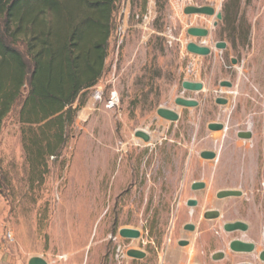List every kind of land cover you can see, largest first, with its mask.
Here are the masks:
<instances>
[{
  "label": "rangeland",
  "instance_id": "1",
  "mask_svg": "<svg viewBox=\"0 0 264 264\" xmlns=\"http://www.w3.org/2000/svg\"><path fill=\"white\" fill-rule=\"evenodd\" d=\"M189 5H211L223 19L186 14ZM191 27L209 35H190ZM219 41L227 47L217 48ZM190 42L212 51L192 53ZM185 80L204 88L184 89ZM113 91L120 98L114 110L106 107ZM27 92L0 134V264H28L33 256L49 264H126V253L116 255L120 245L154 246L171 232L173 240H209L206 227L224 220L244 219L264 237V0H117L104 72L74 104L84 102L67 145L38 168L27 159L20 121ZM178 97L199 105L180 106ZM160 107L180 119H164ZM213 122L225 128L209 129ZM247 130L251 139L238 137ZM205 150L217 157H201ZM195 181L205 188L192 189ZM221 189L243 195L220 199ZM191 198L201 204L189 206ZM208 208L223 216L205 219ZM123 227L140 237H122Z\"/></svg>",
  "mask_w": 264,
  "mask_h": 264
},
{
  "label": "trees",
  "instance_id": "2",
  "mask_svg": "<svg viewBox=\"0 0 264 264\" xmlns=\"http://www.w3.org/2000/svg\"><path fill=\"white\" fill-rule=\"evenodd\" d=\"M117 0H0V134L26 87L20 111L34 168L69 141L84 102L102 76Z\"/></svg>",
  "mask_w": 264,
  "mask_h": 264
},
{
  "label": "flooded vegetation",
  "instance_id": "3",
  "mask_svg": "<svg viewBox=\"0 0 264 264\" xmlns=\"http://www.w3.org/2000/svg\"><path fill=\"white\" fill-rule=\"evenodd\" d=\"M201 202L197 200V205ZM216 208H208L204 211L214 210ZM219 210L220 216L224 211ZM244 221L237 219L233 221L224 220L220 224H212L206 227L207 231H212L213 235L209 240H191L187 237H181L178 240H173L174 234L171 232L166 235L168 240L152 241L154 246L133 247L130 246L123 249L119 246L117 257L122 258L124 253L128 255L131 249L141 250L145 253L143 259L130 257L131 261L126 264H264V245L263 236L253 231V226L248 223L247 230H237L227 232L224 225L227 222ZM195 225V229H196ZM124 228V227H123ZM175 228V225L172 229ZM120 231V230H119ZM141 232V231H140ZM234 240H241L245 243L243 251H236L231 248V243ZM124 262V261H121Z\"/></svg>",
  "mask_w": 264,
  "mask_h": 264
},
{
  "label": "water",
  "instance_id": "4",
  "mask_svg": "<svg viewBox=\"0 0 264 264\" xmlns=\"http://www.w3.org/2000/svg\"><path fill=\"white\" fill-rule=\"evenodd\" d=\"M184 12L186 14H204V15H209V16H214L216 15L218 20L223 19V14L221 12H217L216 9L211 6V5H203V6H195V5H189L185 7ZM218 20L214 22V26L218 25ZM209 29L205 27H191L188 29V33L190 35L196 36V37H206L209 35ZM216 47L220 49H224L227 47V42L225 41H219L216 43ZM188 51L199 54V55H209L211 53V48L205 45H200L196 42H190L187 45ZM233 63H236V60H232ZM221 86L223 87H228L231 88L233 86V83L228 81V80H223L220 83ZM182 86L184 89L187 90H192V91H201L204 88V84L202 82H194V81H188L185 80L182 83ZM176 104L184 107H197L199 105V102L195 99H188L184 97H178L175 100ZM216 102L218 104H227L228 99L224 97H219L216 99ZM157 113L159 116L163 117L164 119L170 120L172 122L178 121L180 119V114L170 108L166 107H160L157 110ZM209 129L213 131H219L225 128L223 123H217L213 122L208 125ZM135 135L137 137L143 138L145 141L150 140V135L143 131V130H138L136 131ZM238 137L243 138V139H251L253 137V132L250 130L247 131H239L238 132ZM201 157L205 159H215L217 157V153L214 151L210 150H205L201 152ZM205 188V182L202 181H195L192 184V189L194 190H201ZM217 197L220 199L224 198H230V197H240L243 195V191L240 189H221L217 192ZM188 205L191 207L197 206V200L196 199H189L188 200ZM220 216L219 210H209L204 213V218L207 220L211 219H217ZM184 228L189 231H194L195 230V224L193 223H187ZM224 229L227 232H234L237 230H247L248 229V223L244 221H234V222H227L224 225ZM119 234L124 237V238H139L141 235L140 230L135 229V228H129V227H124L121 228L119 231ZM245 243L241 240H234L231 243V248L236 250V251H243L245 248ZM128 255L130 257L134 258H139L143 259L145 257V253L141 250L137 249H131L128 251ZM264 258V256H263ZM28 264H49V262L40 256H33L29 259Z\"/></svg>",
  "mask_w": 264,
  "mask_h": 264
},
{
  "label": "built area",
  "instance_id": "5",
  "mask_svg": "<svg viewBox=\"0 0 264 264\" xmlns=\"http://www.w3.org/2000/svg\"><path fill=\"white\" fill-rule=\"evenodd\" d=\"M102 93H103L102 89L98 88L97 91H96V97L98 99H102L103 98ZM119 103H120V98H119L118 92L117 91L111 92L110 98L108 99V101L106 103V107L108 109H113L114 110V109L117 108Z\"/></svg>",
  "mask_w": 264,
  "mask_h": 264
}]
</instances>
